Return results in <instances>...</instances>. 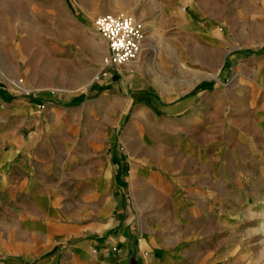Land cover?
Returning <instances> with one entry per match:
<instances>
[{
    "label": "rangeland",
    "instance_id": "374dc122",
    "mask_svg": "<svg viewBox=\"0 0 264 264\" xmlns=\"http://www.w3.org/2000/svg\"><path fill=\"white\" fill-rule=\"evenodd\" d=\"M103 13L146 27L119 68L92 25ZM0 94V129L36 132L71 179L124 164L145 233L179 237L194 210L209 259L264 264V0H0Z\"/></svg>",
    "mask_w": 264,
    "mask_h": 264
},
{
    "label": "crops",
    "instance_id": "0c3cea01",
    "mask_svg": "<svg viewBox=\"0 0 264 264\" xmlns=\"http://www.w3.org/2000/svg\"><path fill=\"white\" fill-rule=\"evenodd\" d=\"M7 102L0 94V103ZM257 120L255 129L264 131V109ZM13 130L0 129V264H232L223 260L228 254L209 259L201 251L194 210L182 214L193 224L179 237L145 233L134 218L121 162L93 163L71 179L69 163L32 148L36 132L24 140ZM179 177L192 183L191 176ZM224 214L232 216L228 208Z\"/></svg>",
    "mask_w": 264,
    "mask_h": 264
},
{
    "label": "built area",
    "instance_id": "2783aa9c",
    "mask_svg": "<svg viewBox=\"0 0 264 264\" xmlns=\"http://www.w3.org/2000/svg\"><path fill=\"white\" fill-rule=\"evenodd\" d=\"M92 25L106 42V65L119 68L140 56L146 38V27L135 14H98Z\"/></svg>",
    "mask_w": 264,
    "mask_h": 264
},
{
    "label": "trees",
    "instance_id": "16d2710c",
    "mask_svg": "<svg viewBox=\"0 0 264 264\" xmlns=\"http://www.w3.org/2000/svg\"><path fill=\"white\" fill-rule=\"evenodd\" d=\"M240 53H242V54H250L251 52L250 51H245V50H242V51H239Z\"/></svg>",
    "mask_w": 264,
    "mask_h": 264
}]
</instances>
